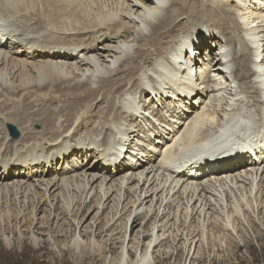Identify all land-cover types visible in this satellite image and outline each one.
Segmentation results:
<instances>
[{"label": "bare ground", "instance_id": "1", "mask_svg": "<svg viewBox=\"0 0 264 264\" xmlns=\"http://www.w3.org/2000/svg\"><path fill=\"white\" fill-rule=\"evenodd\" d=\"M42 216L75 258L123 226L106 264L263 219L264 0H0V228Z\"/></svg>", "mask_w": 264, "mask_h": 264}, {"label": "rangeland", "instance_id": "2", "mask_svg": "<svg viewBox=\"0 0 264 264\" xmlns=\"http://www.w3.org/2000/svg\"><path fill=\"white\" fill-rule=\"evenodd\" d=\"M15 128L18 133H20L17 127ZM40 128L41 127L38 126V129ZM18 136L20 137L19 134ZM92 159L93 158L89 159V161L87 160V162H85V166H87ZM94 214L95 212L90 217H88L86 221V223L91 226V228L88 227L89 231L91 229L95 230L94 228L98 229V227H100L103 229V227H105V221L98 225V227L93 225L91 218ZM29 219L30 217L26 221V226H24L22 230H18L14 226H11V228H6L5 230L0 228V264H106V259H110L111 257H120V241H122L121 238H123L122 235L124 234V230H121V228L123 226L119 228L122 233L119 232L115 236L118 237L117 240L104 242V240L107 239L105 233H103L102 236L98 238L101 242V245L105 246L106 251L97 254L84 252V254H81L75 258L67 249V244L73 239V235L68 237L62 234L58 236L57 239L51 238L49 230L52 226V220L47 223L49 219L46 216H42V220L44 221L42 225L35 228L37 230L36 236L39 238L38 241H40L38 242V245H33L32 241L30 240V235L32 234L31 229H33V226L31 225V219ZM255 220L257 223L254 222L255 226L253 228L250 227L247 222H245L244 230L246 232H244L242 237H239V234L237 235L236 233V235L234 234V236L232 235L228 237L226 241L229 243L230 247L224 249L222 255L217 252L215 253L217 246L213 245L214 242H206L207 250L202 252L198 258L192 259L191 261L188 260L187 264L189 262L191 264H264V218L259 219L257 216H255ZM148 226H150V224ZM67 228L68 224L65 225L63 229ZM259 233H263V237L261 236L262 238L260 237ZM128 234L130 235L131 233L128 232ZM132 234V236L135 235L133 232ZM5 238H10L9 240L11 245L8 246L5 243ZM166 246H168V244H166ZM185 261L186 254L185 257H182L181 253H172V255L167 258L163 259L162 257V260H160L159 263L183 264Z\"/></svg>", "mask_w": 264, "mask_h": 264}, {"label": "water", "instance_id": "3", "mask_svg": "<svg viewBox=\"0 0 264 264\" xmlns=\"http://www.w3.org/2000/svg\"><path fill=\"white\" fill-rule=\"evenodd\" d=\"M12 129V128H11Z\"/></svg>", "mask_w": 264, "mask_h": 264}]
</instances>
